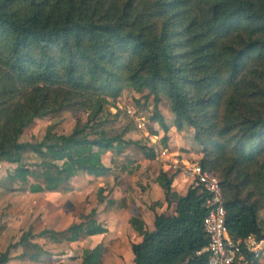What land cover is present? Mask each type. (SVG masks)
<instances>
[{
  "label": "trees",
  "instance_id": "1",
  "mask_svg": "<svg viewBox=\"0 0 264 264\" xmlns=\"http://www.w3.org/2000/svg\"><path fill=\"white\" fill-rule=\"evenodd\" d=\"M126 85L154 96L151 119L162 125L163 143L170 127L158 107L161 93L176 128L194 129L200 163L221 180L230 235L264 237V0H0V161L15 164L9 180L33 176L45 190L67 192L76 176L109 173L102 160L108 150L136 145L155 158L151 146L126 138L132 118L120 132L104 118L108 97L115 101ZM70 106L87 119L67 133L51 123L41 140H20L36 118ZM26 150L38 155V168L24 160ZM175 175L158 176L167 201L177 203L174 214L156 213L151 231L130 218L142 235L132 244V264H207V253H198L209 241L207 193L198 186L176 193ZM109 204L116 212L130 207L127 197ZM95 214L92 208L64 230L26 231L0 264H9L19 245H32L34 260L50 253L32 242L36 236L64 243L104 233ZM102 255L100 245L85 249L82 264H103Z\"/></svg>",
  "mask_w": 264,
  "mask_h": 264
},
{
  "label": "rangeland",
  "instance_id": "2",
  "mask_svg": "<svg viewBox=\"0 0 264 264\" xmlns=\"http://www.w3.org/2000/svg\"><path fill=\"white\" fill-rule=\"evenodd\" d=\"M148 90L144 92H137L126 85L121 91L120 95L114 101L112 97H108L109 103L105 105L104 118L110 119L109 128L120 132L122 126L126 121V116L132 118L127 114L130 109L135 113L134 109L142 112L147 124L145 128L150 131L154 130L157 125V120L151 119L155 113V99L154 96H149ZM161 100L158 104L159 110L163 115L169 127H174V113L171 108V102L168 97L161 93ZM136 107V108H135ZM88 113L78 106L66 107L58 116H45L36 118L30 125H28L21 137L22 142H35L41 140L51 123H57V131L60 133L69 132L79 120H86ZM135 123V121H134ZM162 126V125H161ZM134 128L137 129L136 124ZM143 128V129H145ZM180 131L179 129H177ZM183 136L189 138L187 146L193 150L194 153H201L197 156L200 161L203 157V146L194 137V129L185 127ZM135 132V131H134ZM136 133V132H135ZM132 133L128 135L130 137ZM183 137V138H184ZM139 138L143 144L149 147L150 141L146 138H141L140 134H136V139ZM169 138V136H168ZM133 150V151H132ZM141 150L138 146L133 145L129 155ZM137 152V153H138ZM111 157V154H109ZM138 156V154H136ZM24 160L33 165V168H38L39 157L30 150L24 151ZM149 161V160H148ZM138 163L133 166L130 174L125 175L128 182L134 188V200L136 209L129 211V213H121L115 216L103 204L98 203L97 190L99 185H104L106 191L104 195L109 197L112 195L111 177H104L98 179H89L83 186L72 194H64L59 192L47 191L44 189L43 182L36 177L30 176L26 182L19 180H9L8 174L13 171L15 164L7 161H0V254L6 250L9 244L16 243L20 240L23 233L30 229L34 233L49 228L60 230L67 225L81 221L82 215L89 214L92 208H98V217L104 221L111 230L112 227H120L122 230L131 227L129 216L137 215L144 219L146 226L153 228V216L155 210H161L164 213H170L172 207H166L164 201L159 198L157 189H155V182L159 168L162 167L161 161H149L145 163ZM261 168L259 165L255 166V170ZM103 183V184H102ZM260 188L264 192L263 181L258 182ZM264 201V194H262ZM155 203V204H154ZM155 208L154 209V205ZM108 208V207H107ZM174 211V209H173ZM142 212V213H140ZM261 216L264 220V207L262 208ZM114 231V230H113ZM109 239V238H108ZM51 241L48 236L33 238L32 242L39 243L43 247L50 245ZM93 242L80 241L69 245L51 249V253H44L39 259L34 260L30 258L29 254L34 251L32 245H19L17 248L11 249V260L9 264H82L83 250L86 246H90ZM45 248V247H44ZM128 244L121 246V251L117 256L116 250L110 247L104 252V262L110 263L113 258L121 259V264H130V257L128 256ZM47 249V248H45ZM22 253H27L26 256H21ZM118 259V260H119ZM120 264V262H119Z\"/></svg>",
  "mask_w": 264,
  "mask_h": 264
},
{
  "label": "crops",
  "instance_id": "3",
  "mask_svg": "<svg viewBox=\"0 0 264 264\" xmlns=\"http://www.w3.org/2000/svg\"><path fill=\"white\" fill-rule=\"evenodd\" d=\"M146 124H147V122H146ZM154 128L155 129L153 131L152 130L150 131L149 129H146V128L145 129H138V128L135 129L134 128L133 130H131L130 132H128L126 134V138H130V139H134V140H140L139 138L136 139V134L139 133L141 138L143 137V138L148 139L150 141L149 146H151L155 150V153H156L155 158H149L141 150H139V152L136 151V153H131L129 155V151H131V148L133 145H130L122 153H116L113 150H108L107 152H105L102 155L103 162L106 165H108L109 167H111V170L109 171V173L107 175L95 176V175H90L88 173H84L80 176H76V177L72 178V180H71V184L73 186L72 190H69L67 192H64L60 189H58V190H47V191L59 192V193H64V194H72L75 191H77L78 188L80 189L81 186H83V184L89 179L104 178L106 176L111 177L112 178L111 182L113 180V182L111 184L112 185V187H111L112 195L109 197H106V195H104V193L106 191V187L104 185H99L98 190H97L98 203L103 204V207L106 208V210L109 211V213H112L115 216L120 215L121 213H129V211L136 209V207H135L136 203H135L134 194H133L134 190H132L134 188V186H133V188L131 187L132 185L128 182L125 175L131 173L134 165H136V168L139 166L137 162L141 161V163H145L146 161L149 162V161H157L158 160V161H161L163 164H162V167L159 168V172L157 174V180L155 182V189H157V194L160 195L159 198H161L164 201L165 206L166 207H172V210L170 213H164L161 210L160 211L155 210L154 216H153V221L155 222L156 213L174 214L175 210H176L177 203L175 201H173L171 203H169L167 201L165 190L161 186V184L158 182V176L160 174V171H166V172H169L170 174L176 173L172 186H173V190L180 195L187 193L189 187L193 186V178L191 176H188L184 172L183 168L174 169L172 167V163L170 162V160H166V159L159 157L156 150H159L162 147H168L171 150V152L179 155V159L183 160V159L189 158V159H194L197 161H199L197 159V156L201 153L202 150H200L198 153H194L193 150H191L187 146L186 142L189 138H186L183 136L182 133H184V130L178 131L176 126H175V128L170 127V130L167 133V137L169 136V138H168L166 144L163 143V137L165 135V131L158 121H157V125H155ZM130 133H132V135H130V137H128V135ZM109 154H111V157L109 156ZM136 154H138V156H136ZM122 197H127L128 204L130 207L129 208L124 207L119 212H116L112 208V206L109 204V200L120 199ZM94 208H96V207H94ZM154 209H156L155 205H154ZM173 209H174V211H173ZM261 212H262V210L260 211V218L264 222V220L261 216ZM140 213H142V212H140ZM133 216H137V215H133ZM131 217L132 216H129V219H128L129 222H130ZM95 218L98 221L103 223V225L107 228V231H105L104 233H98V234H94V235L85 236V237L81 238L80 240L72 241V242L67 241L64 243H56L54 241H49L50 245L48 244L44 247L47 248V250L51 253V250L48 249L49 247H51V249H54V248L65 246V245L67 246V245L75 243V242L90 241L93 243L90 246H86L84 248V250L89 249V248H94V247L100 245L103 249V255H102V263L103 264H119V262L121 264V259H119V258H118L119 260L117 258L111 259L112 261L110 263L104 262V252L107 250V248L110 247L111 249L116 250V254L118 256L120 251H121V246L126 243V244H128L127 249H128V256L130 257V261H131L130 264H132L133 260H134V253L132 251V244L134 242H139L142 240V235L140 234V232L133 227L131 222L129 225L131 227L126 228V230L125 229L122 230V228H120V227H112V229L114 231L111 230L110 227L98 217V208H96ZM141 219H143V218H141ZM154 222H152L153 228L147 227L146 223H145L146 229L150 230V231L153 230L155 228ZM71 224H69V225H71ZM69 225H67V227ZM67 227L60 229V230H64ZM39 237H45V236H39ZM82 256H83V253H82ZM82 256L80 257V260L81 259L83 260ZM237 261H239L241 264H264V257L253 258L251 256H248L245 259H240Z\"/></svg>",
  "mask_w": 264,
  "mask_h": 264
},
{
  "label": "built area",
  "instance_id": "4",
  "mask_svg": "<svg viewBox=\"0 0 264 264\" xmlns=\"http://www.w3.org/2000/svg\"><path fill=\"white\" fill-rule=\"evenodd\" d=\"M134 110L135 113L130 109L126 113L132 117L138 129L145 128L147 122L145 115L137 108ZM156 151L159 157L170 160L174 169L183 168L184 172L193 178V186H198L207 193L204 227L209 241L198 251L199 254L207 253V264H233L248 256L264 257V237L251 234L245 238L234 239L230 235L226 224L223 188L216 172L203 167L200 161L179 159V155L171 152L168 147Z\"/></svg>",
  "mask_w": 264,
  "mask_h": 264
}]
</instances>
